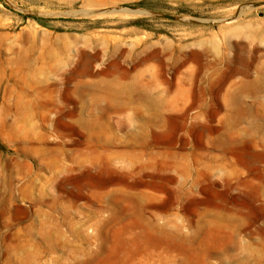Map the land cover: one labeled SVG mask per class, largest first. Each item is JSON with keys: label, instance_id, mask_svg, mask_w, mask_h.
<instances>
[{"label": "rangeland", "instance_id": "obj_1", "mask_svg": "<svg viewBox=\"0 0 264 264\" xmlns=\"http://www.w3.org/2000/svg\"><path fill=\"white\" fill-rule=\"evenodd\" d=\"M178 49L194 92L217 63L237 85L261 80L240 98L249 121L238 130L254 142L244 185L221 180L230 142H218L207 181L213 153L200 127L170 155L180 165L139 171L160 155L130 148L139 101L126 92L169 80ZM255 101L264 102V0H0V264H264ZM112 190L138 199L96 194ZM151 222L168 234L147 230Z\"/></svg>", "mask_w": 264, "mask_h": 264}, {"label": "crops", "instance_id": "obj_2", "mask_svg": "<svg viewBox=\"0 0 264 264\" xmlns=\"http://www.w3.org/2000/svg\"><path fill=\"white\" fill-rule=\"evenodd\" d=\"M211 50L204 49L200 52L207 54ZM209 54L218 59V53ZM184 56H188V53H184L182 49L176 50L177 58L174 62L173 75L169 80L152 76L149 83H142L139 88H136V91L126 92L128 98L132 99L137 96L139 101L132 110L134 117L131 119L134 121L126 122L128 125L137 127V145L130 148L141 152L154 150L156 155H160L158 160L152 156L150 157L152 160L139 161L137 164L140 168L142 167L139 171L148 169L143 166L148 162L153 167L161 169L172 166L174 163L180 165L171 161L172 156L170 155L174 154L177 149L179 150L182 143L189 142L187 138L190 139L193 136V131L200 127L206 134L204 149L213 153L207 155L204 164L208 173L207 181L214 180L209 175H212L214 166L218 165V157L214 155V153H218V142H230V171L233 170L236 174L229 171L230 174L226 173L224 177H221V180L225 183L230 182L236 187L239 186V183L244 185L248 182L247 175L240 178V174L247 173L253 164L252 145L254 146V142L252 136L247 134V127L238 130L239 126L248 125L249 121L247 117L238 115L242 107L240 98L236 96L238 82L232 81L229 78L230 75L224 77V71L218 69L217 63L214 68L215 75L204 85H201L203 86L202 90L194 92L195 71L191 68L184 72L185 64L181 62ZM156 81L161 82L162 85H158L155 83ZM252 82V80H244L243 84L248 86ZM207 93L208 99L201 96ZM190 110L196 111L195 114L188 115ZM176 126L179 127L177 130ZM218 127H220L219 130ZM223 131L228 132L222 136ZM153 167L151 174L157 173ZM262 174L264 175V172ZM149 183L153 184L154 181L151 180Z\"/></svg>", "mask_w": 264, "mask_h": 264}, {"label": "bare ground", "instance_id": "obj_3", "mask_svg": "<svg viewBox=\"0 0 264 264\" xmlns=\"http://www.w3.org/2000/svg\"><path fill=\"white\" fill-rule=\"evenodd\" d=\"M241 63V62H240ZM251 66V65H250ZM257 80V79H256ZM261 81V80H260ZM259 80H257V81H254L253 83H251V84H249L248 86H246V85H244L243 83H240L239 85H237V88H238V91H237V97L238 98H241L243 95L245 96V94H247V93H252V95L254 96L255 95V93H256V91L258 90V87H259V85H260V82ZM251 90V91H250ZM237 99V98H236ZM239 100V99H238ZM255 100V99H254ZM237 101V100H236ZM238 102V101H237ZM253 108H254V116H253V128H252V134H253V136L254 137H256V136H259V135H262V137H264V126H263V124L261 125V123H260V121H261V119H263L264 118V116H262L263 114H264V102H262V103H259V102H257V101H255L254 103H253ZM261 106L263 109H262V112H261V110L259 109V107ZM262 113V114H261ZM261 137V138H262ZM260 140V139H259ZM257 141V142H255L256 144H259L260 143V141ZM261 140H263V139H261ZM144 141V140H143ZM99 142H102V141H99ZM262 144H263V142H262ZM256 146V145H255ZM252 148H253V145H252ZM257 155V154H256ZM257 157V156H256ZM102 158V157H101ZM244 158V157H243ZM255 158V157H254ZM256 159V158H255ZM104 160H106V159H104ZM102 161H103V158H102ZM242 161V160H241ZM104 162L105 161H103V162H101V165H105L106 163H107V161H106V163L104 164ZM243 162V161H242ZM106 166V165H105ZM147 167L148 165H144V167ZM259 169V168H258ZM251 171V170H250ZM87 176V175H86ZM90 178V177H89ZM84 180V179H83ZM82 180V181H83ZM86 180V179H85ZM84 180V182H87V181H85ZM164 180V179H163ZM83 182V183H84ZM88 183H90L89 182V180H88ZM79 184H80V182H79ZM81 184H82V182H81ZM84 184H86V183H84ZM83 184V185H84ZM85 186V185H84ZM89 186V185H88ZM91 186V185H90ZM257 188V187H256ZM164 189V188H163ZM106 193V192H105ZM108 193V192H107ZM99 197H101V198H108V197H110V198H114V199H118V198H123L124 200H132V201H134V200H137L138 199V195L136 194V195H131V194H127V193H125V192H123L122 190H112V191H110L108 194H98V192L96 193ZM119 202V201H118ZM122 203V202H121ZM117 204L118 203H115V207H114V215L115 216H117ZM102 222H103V225H105V223H104V220H102ZM147 230H149V231H160V232H164V233H167V231H166V229H165V227L164 226H159V225H156L155 223H153V222H151L150 224H149V226H148V228H147ZM168 234V233H167Z\"/></svg>", "mask_w": 264, "mask_h": 264}, {"label": "water", "instance_id": "obj_4", "mask_svg": "<svg viewBox=\"0 0 264 264\" xmlns=\"http://www.w3.org/2000/svg\"><path fill=\"white\" fill-rule=\"evenodd\" d=\"M259 4L260 3L254 4V5H259ZM145 12H148V13L153 14L155 16H159V17L166 18V19H180V18H177V17L169 15V14H165V13H157V12H153V11H145ZM181 19L184 20V21L193 22V23L205 22V21H201V20H198V19H192V18H181Z\"/></svg>", "mask_w": 264, "mask_h": 264}]
</instances>
